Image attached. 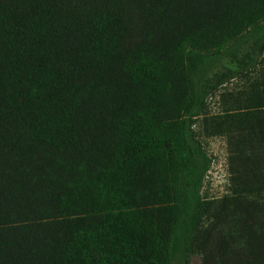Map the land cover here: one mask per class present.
Returning <instances> with one entry per match:
<instances>
[{
    "label": "trees",
    "instance_id": "obj_1",
    "mask_svg": "<svg viewBox=\"0 0 264 264\" xmlns=\"http://www.w3.org/2000/svg\"><path fill=\"white\" fill-rule=\"evenodd\" d=\"M264 0H0V264H264Z\"/></svg>",
    "mask_w": 264,
    "mask_h": 264
},
{
    "label": "rangeland",
    "instance_id": "obj_2",
    "mask_svg": "<svg viewBox=\"0 0 264 264\" xmlns=\"http://www.w3.org/2000/svg\"><path fill=\"white\" fill-rule=\"evenodd\" d=\"M264 68V53H262L256 66L245 76H237L228 80L217 89L208 99L207 114L196 120L195 130L202 141L211 162L206 172L201 195L209 202L220 201L227 195L234 194V172L231 165L232 151L226 134L221 133L217 122L212 120L224 110L236 106V99H240L243 90L259 76ZM201 255L190 254V264H200Z\"/></svg>",
    "mask_w": 264,
    "mask_h": 264
}]
</instances>
